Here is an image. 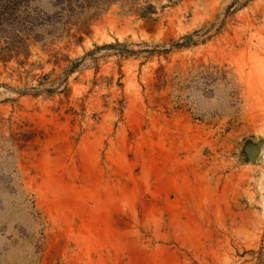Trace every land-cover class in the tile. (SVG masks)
<instances>
[{
    "label": "rangeland",
    "instance_id": "rangeland-1",
    "mask_svg": "<svg viewBox=\"0 0 264 264\" xmlns=\"http://www.w3.org/2000/svg\"><path fill=\"white\" fill-rule=\"evenodd\" d=\"M0 264H264V0H0Z\"/></svg>",
    "mask_w": 264,
    "mask_h": 264
},
{
    "label": "water",
    "instance_id": "water-1",
    "mask_svg": "<svg viewBox=\"0 0 264 264\" xmlns=\"http://www.w3.org/2000/svg\"><path fill=\"white\" fill-rule=\"evenodd\" d=\"M263 146V143H260L258 148L253 149V151L251 152L253 161H257V159L259 158L261 151L260 148Z\"/></svg>",
    "mask_w": 264,
    "mask_h": 264
}]
</instances>
